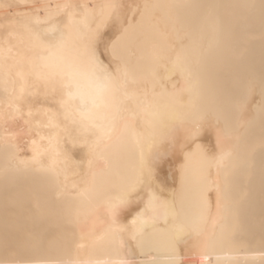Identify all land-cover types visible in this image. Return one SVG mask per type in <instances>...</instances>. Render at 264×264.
Masks as SVG:
<instances>
[{"label":"bare ground","instance_id":"bare-ground-1","mask_svg":"<svg viewBox=\"0 0 264 264\" xmlns=\"http://www.w3.org/2000/svg\"><path fill=\"white\" fill-rule=\"evenodd\" d=\"M0 264H264V0H0Z\"/></svg>","mask_w":264,"mask_h":264},{"label":"snow or ice","instance_id":"snow-or-ice-1","mask_svg":"<svg viewBox=\"0 0 264 264\" xmlns=\"http://www.w3.org/2000/svg\"><path fill=\"white\" fill-rule=\"evenodd\" d=\"M112 7H115V5H113ZM56 46L59 47L60 44H57ZM86 55H87L88 62L92 66L98 67L97 62H96V58H95V53L89 50V51L86 52ZM91 127H94V125L86 124V125H84V129L83 130L85 132H88V131H90Z\"/></svg>","mask_w":264,"mask_h":264}]
</instances>
